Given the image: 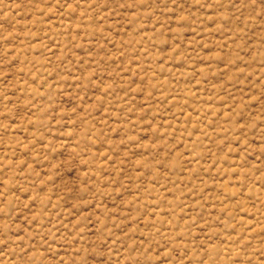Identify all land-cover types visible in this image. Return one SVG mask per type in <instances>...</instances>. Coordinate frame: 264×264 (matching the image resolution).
Here are the masks:
<instances>
[{
  "label": "rangeland",
  "instance_id": "rangeland-1",
  "mask_svg": "<svg viewBox=\"0 0 264 264\" xmlns=\"http://www.w3.org/2000/svg\"><path fill=\"white\" fill-rule=\"evenodd\" d=\"M0 264H264V0H0Z\"/></svg>",
  "mask_w": 264,
  "mask_h": 264
}]
</instances>
